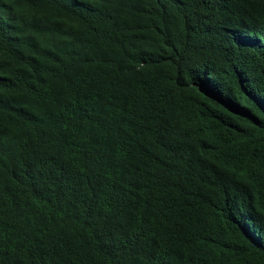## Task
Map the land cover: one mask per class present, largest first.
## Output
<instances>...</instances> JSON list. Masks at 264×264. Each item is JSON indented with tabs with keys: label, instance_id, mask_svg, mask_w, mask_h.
<instances>
[{
	"label": "trees",
	"instance_id": "1",
	"mask_svg": "<svg viewBox=\"0 0 264 264\" xmlns=\"http://www.w3.org/2000/svg\"><path fill=\"white\" fill-rule=\"evenodd\" d=\"M0 264H264V0H0Z\"/></svg>",
	"mask_w": 264,
	"mask_h": 264
}]
</instances>
